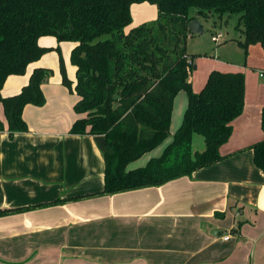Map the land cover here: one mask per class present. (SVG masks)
Instances as JSON below:
<instances>
[{
    "label": "crops",
    "instance_id": "1",
    "mask_svg": "<svg viewBox=\"0 0 264 264\" xmlns=\"http://www.w3.org/2000/svg\"><path fill=\"white\" fill-rule=\"evenodd\" d=\"M156 16L154 5L135 4L132 24ZM39 44L55 47L57 42L43 36ZM62 44L67 51L74 46ZM43 56L23 75L8 76L2 96L17 93L34 67H44ZM258 74L264 79L263 71ZM49 79L41 84L45 103L23 108L26 131L9 136L0 106V208L31 207L0 216V264H264V176L249 148L259 139L251 122L261 116L264 102L246 109L244 100L220 147L225 157L190 175L32 207L98 192L104 185V160L93 136L69 132L80 116L73 110L76 93L46 89ZM179 94L173 100L171 135L187 105V96ZM161 146L128 168L143 166ZM196 147L204 148L203 139Z\"/></svg>",
    "mask_w": 264,
    "mask_h": 264
},
{
    "label": "trees",
    "instance_id": "2",
    "mask_svg": "<svg viewBox=\"0 0 264 264\" xmlns=\"http://www.w3.org/2000/svg\"><path fill=\"white\" fill-rule=\"evenodd\" d=\"M144 2L156 7L157 16L133 25V6ZM211 14H238L243 35L238 43L245 51L258 43L264 51V0H0V106L9 136L27 130L25 105L45 103L41 84L52 71L34 67L17 93L2 96L7 77L23 75L45 53L59 51L60 42H73L69 58L75 81L60 60L62 84L76 93L73 110L80 115L69 132L92 135L104 160L102 190L32 207L159 186L225 157L220 147L244 108V74L213 70L194 92L193 56L186 51L188 23ZM43 36H53L57 45L39 44ZM180 91L186 92L187 105L169 139L173 100ZM261 127L264 132V108ZM194 135L202 137V150L193 148ZM161 145L158 156L128 168ZM249 148L264 176V139ZM28 208H0V216Z\"/></svg>",
    "mask_w": 264,
    "mask_h": 264
},
{
    "label": "rangeland",
    "instance_id": "3",
    "mask_svg": "<svg viewBox=\"0 0 264 264\" xmlns=\"http://www.w3.org/2000/svg\"><path fill=\"white\" fill-rule=\"evenodd\" d=\"M194 9L191 10L193 12ZM203 27L202 33L192 34L186 39V51L193 56L191 69L192 89L194 92H199L204 86L208 74L213 70L223 72H242L245 80L244 100L246 109H254L255 101L264 102V79L259 77L258 72H264V51L260 44L250 45L245 49L238 43L242 40L243 35L241 26L238 27V14H225L218 17L216 14H211L208 18L200 19ZM222 33L221 41L214 42L211 40L212 35ZM73 43L69 41L61 42L59 51L52 49L45 53L43 58L46 68H49L52 73L50 79L46 82L45 88L51 90L59 88L65 89L68 93L69 89L62 84L60 73V60L64 65L66 76L74 81L75 68L70 62L69 54L63 44ZM68 52V53H67ZM61 56V59H60ZM71 75L72 78L69 76ZM179 95H186V92L180 91ZM178 95V96H179ZM181 97V96H180ZM179 101V98L178 100ZM251 103V104H250ZM264 108V103L261 105V110ZM257 110V108H256ZM252 128L258 134V142L264 139V132L261 127V116L257 121L251 122ZM252 134L255 135L254 132ZM251 135V134H250ZM170 136H172L170 134ZM169 136V137H170ZM193 148H197V139H202L199 135H194ZM163 147V145L161 146ZM194 148V149H195Z\"/></svg>",
    "mask_w": 264,
    "mask_h": 264
},
{
    "label": "water",
    "instance_id": "4",
    "mask_svg": "<svg viewBox=\"0 0 264 264\" xmlns=\"http://www.w3.org/2000/svg\"><path fill=\"white\" fill-rule=\"evenodd\" d=\"M187 28L190 35L203 32V27L200 23L199 18L197 17H195L188 23Z\"/></svg>",
    "mask_w": 264,
    "mask_h": 264
},
{
    "label": "built area",
    "instance_id": "5",
    "mask_svg": "<svg viewBox=\"0 0 264 264\" xmlns=\"http://www.w3.org/2000/svg\"><path fill=\"white\" fill-rule=\"evenodd\" d=\"M222 36H223L222 33L219 32V33H217V34L212 35L211 40L214 41V42L221 41ZM227 238H228L227 235L223 237V239H227Z\"/></svg>",
    "mask_w": 264,
    "mask_h": 264
}]
</instances>
